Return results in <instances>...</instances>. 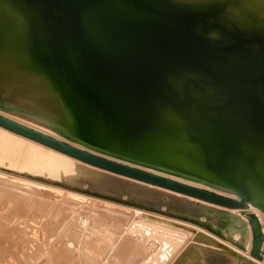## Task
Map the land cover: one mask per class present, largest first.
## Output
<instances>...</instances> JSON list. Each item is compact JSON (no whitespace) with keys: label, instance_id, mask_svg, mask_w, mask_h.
I'll use <instances>...</instances> for the list:
<instances>
[{"label":"water","instance_id":"95a60500","mask_svg":"<svg viewBox=\"0 0 264 264\" xmlns=\"http://www.w3.org/2000/svg\"><path fill=\"white\" fill-rule=\"evenodd\" d=\"M0 12L9 24L0 46L49 79L81 140L240 199L94 155L3 116L1 127L117 175L264 214V0H0ZM249 220L250 254L260 257L261 228L255 215Z\"/></svg>","mask_w":264,"mask_h":264},{"label":"bare ground","instance_id":"6f19581e","mask_svg":"<svg viewBox=\"0 0 264 264\" xmlns=\"http://www.w3.org/2000/svg\"><path fill=\"white\" fill-rule=\"evenodd\" d=\"M8 26L0 12V37ZM31 70L0 46V116L94 155L240 199L229 188L84 142L49 79ZM250 214L261 228L260 257L250 254ZM0 264H264V214L252 204L228 209L117 175L0 126Z\"/></svg>","mask_w":264,"mask_h":264}]
</instances>
